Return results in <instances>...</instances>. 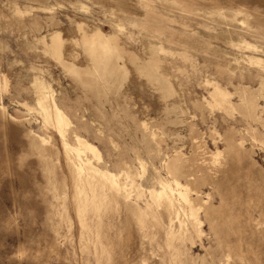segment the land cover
<instances>
[{
	"label": "rangeland",
	"instance_id": "obj_1",
	"mask_svg": "<svg viewBox=\"0 0 264 264\" xmlns=\"http://www.w3.org/2000/svg\"><path fill=\"white\" fill-rule=\"evenodd\" d=\"M0 264H264V0H0Z\"/></svg>",
	"mask_w": 264,
	"mask_h": 264
}]
</instances>
